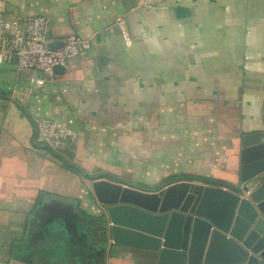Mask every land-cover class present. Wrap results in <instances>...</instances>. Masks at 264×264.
Instances as JSON below:
<instances>
[{
    "label": "crops",
    "instance_id": "crops-1",
    "mask_svg": "<svg viewBox=\"0 0 264 264\" xmlns=\"http://www.w3.org/2000/svg\"><path fill=\"white\" fill-rule=\"evenodd\" d=\"M0 12L91 43L43 86L0 64V264H155L112 243L81 170L236 184L242 136L264 132V0H0ZM39 117L78 143L49 147Z\"/></svg>",
    "mask_w": 264,
    "mask_h": 264
},
{
    "label": "water",
    "instance_id": "water-1",
    "mask_svg": "<svg viewBox=\"0 0 264 264\" xmlns=\"http://www.w3.org/2000/svg\"><path fill=\"white\" fill-rule=\"evenodd\" d=\"M48 46L57 50L63 41ZM81 172L114 245L147 252L155 264H264V132L242 136L236 184L182 176L146 188Z\"/></svg>",
    "mask_w": 264,
    "mask_h": 264
},
{
    "label": "built area",
    "instance_id": "built-area-1",
    "mask_svg": "<svg viewBox=\"0 0 264 264\" xmlns=\"http://www.w3.org/2000/svg\"><path fill=\"white\" fill-rule=\"evenodd\" d=\"M124 30V21H120ZM49 21L41 15L7 16L0 12V64L14 65L18 72L34 71L41 77H32L31 83L43 86L54 80L57 67L66 69L72 60L82 56L91 47L89 40L71 34L62 39L63 46L52 50L48 42ZM38 135L51 148H71L78 143L79 134L64 123L47 117L34 120Z\"/></svg>",
    "mask_w": 264,
    "mask_h": 264
},
{
    "label": "rangeland",
    "instance_id": "rangeland-1",
    "mask_svg": "<svg viewBox=\"0 0 264 264\" xmlns=\"http://www.w3.org/2000/svg\"><path fill=\"white\" fill-rule=\"evenodd\" d=\"M59 148V147H58ZM68 148V147H67ZM68 158H70V159H72V157L71 156H69ZM95 175H98V174H95ZM94 175V176H95ZM81 179L84 181V180H86V182H84L85 183V185H87L88 183H89V185H91V180H89L86 176H84L83 174H81ZM140 185V184H139ZM140 186H144V187H146V188H150V187H148V186H145V185H140ZM91 187V186H90ZM97 202V201H96ZM103 207V206H102ZM58 218V222H62V223H65V220L63 219V217H57ZM69 220V219H68ZM69 223L70 224H73L71 221L70 222H66V224H65V226H67L68 228H69V230H67L68 231V236L69 237H71L72 238V234L71 233H73L72 232V229H71V225H69ZM62 252V248L61 247H59L58 249H57V253H61ZM59 255V254H58ZM61 255V254H60ZM63 255V254H62Z\"/></svg>",
    "mask_w": 264,
    "mask_h": 264
}]
</instances>
